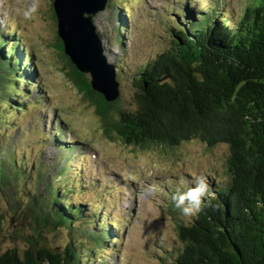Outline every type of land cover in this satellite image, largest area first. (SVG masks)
Segmentation results:
<instances>
[{"label": "rangeland", "instance_id": "1", "mask_svg": "<svg viewBox=\"0 0 264 264\" xmlns=\"http://www.w3.org/2000/svg\"><path fill=\"white\" fill-rule=\"evenodd\" d=\"M184 1L108 0L105 9L92 18L108 61L121 65L117 75L121 112L135 107L132 79L136 71L170 46V32L176 31L172 20L185 23L177 15L183 13ZM249 1L187 0L185 4L196 18L214 9L217 15L224 13L234 21ZM33 2L38 5L37 13L25 20L22 13ZM119 17L124 26L121 31ZM14 29L17 34L9 43L19 39L34 55L35 88L27 91V104L20 111L0 106V171L8 173L0 188V252L25 246L8 237L14 217L17 224L26 226L40 201H51L48 189L59 179L57 175L66 177L67 173L68 182L54 186L73 189L69 198L81 208L83 218L93 219L102 213L105 224L114 223L108 246L96 253L93 250L94 264H162V259L174 255L179 247L176 222L190 216L171 209L170 205L176 204L173 191L194 189L198 178L210 184L209 174L213 175L211 183L216 184L224 175L227 147L208 148L194 139L174 150L140 148L119 140L113 127L111 135H106L119 116L108 113L105 117L99 104L87 101L84 91L67 80L70 69L59 50L51 0H0V35ZM5 68L0 61V69ZM60 128L64 132L61 137L54 134ZM13 167L24 173L18 183L12 180ZM27 206L33 209L26 210ZM93 226L97 227L95 222H77L70 233L83 243ZM39 233L51 246L63 248L69 232L49 228Z\"/></svg>", "mask_w": 264, "mask_h": 264}, {"label": "trees", "instance_id": "2", "mask_svg": "<svg viewBox=\"0 0 264 264\" xmlns=\"http://www.w3.org/2000/svg\"><path fill=\"white\" fill-rule=\"evenodd\" d=\"M185 3L187 0L181 5L183 13H174L185 23L172 20L176 31L170 32V46L146 61L133 76L132 111L121 112L118 98L106 102L93 91L86 75L63 54L57 38L70 69L65 76L84 91L87 101L104 109L105 117L108 113L119 116L105 133L111 135L113 127L116 137L126 144L174 150L195 139L208 148L219 144L227 147L224 175L214 184L209 174L211 182L200 198L199 210L176 222L179 247L174 255L164 257L162 264H264V0L245 2L234 21L224 13L218 16L214 9L196 18ZM52 14L56 21L53 8ZM118 22L121 31L124 26L120 17ZM6 33L0 35V61L6 65L0 69V106L20 111L27 104V91L35 88L34 55L21 46L19 39L9 43L17 34L15 29ZM102 49L105 55L103 44ZM110 64L117 80L121 65ZM54 134L61 137L64 132L60 128ZM13 172L12 180L18 183L23 170L13 167ZM7 175L5 170L0 171V188ZM57 176V182L48 189L51 201L41 200L35 209L26 207L33 209L26 226L17 224L14 217L8 237L25 246L0 252V264H94L93 250L96 253L108 246L114 223L105 224L102 213L93 219L83 218L81 208L69 198L73 189L54 186L67 183V173L66 177ZM190 190L192 187L173 191L177 193L175 201ZM188 203L185 199L181 207ZM170 207L181 210L176 204ZM81 221L97 225L83 243L70 233ZM49 228L68 230L63 248H36V233Z\"/></svg>", "mask_w": 264, "mask_h": 264}, {"label": "water", "instance_id": "3", "mask_svg": "<svg viewBox=\"0 0 264 264\" xmlns=\"http://www.w3.org/2000/svg\"><path fill=\"white\" fill-rule=\"evenodd\" d=\"M108 0H52L56 17V33L62 51L74 67L89 75L91 89L102 95L106 102H113L119 95V83L112 65L103 54L92 18L104 10ZM35 245L53 250L49 241L36 233Z\"/></svg>", "mask_w": 264, "mask_h": 264}, {"label": "clouds", "instance_id": "4", "mask_svg": "<svg viewBox=\"0 0 264 264\" xmlns=\"http://www.w3.org/2000/svg\"><path fill=\"white\" fill-rule=\"evenodd\" d=\"M38 5L33 2L29 7H27L22 16L25 20L32 19L33 16L37 13ZM207 192V183L203 178L197 179V186L190 190L185 196H181L176 201V207L181 208L182 213L185 216L193 215L200 207V198ZM188 199L189 203L184 205V200Z\"/></svg>", "mask_w": 264, "mask_h": 264}]
</instances>
